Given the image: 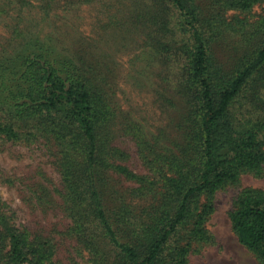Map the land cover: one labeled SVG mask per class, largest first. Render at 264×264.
I'll return each instance as SVG.
<instances>
[{
  "label": "trees",
  "instance_id": "16d2710c",
  "mask_svg": "<svg viewBox=\"0 0 264 264\" xmlns=\"http://www.w3.org/2000/svg\"><path fill=\"white\" fill-rule=\"evenodd\" d=\"M148 1L152 17L165 12L182 37L184 96L193 109L189 116L194 112L187 143L177 155L160 157L165 167L151 168L152 179L118 163L126 154L112 140L103 141L111 111L83 59L46 55L34 42L0 58V140L54 141L68 232L83 242L92 264H188L194 246L211 241L206 222L215 193L264 165V98L246 109L253 81L264 83V10L252 24L225 17L227 11L248 13L263 0H217L211 14L198 0ZM223 26L234 33L245 29V50L229 71L218 66L211 47ZM147 192L154 194L148 205L130 208L127 200ZM229 221L239 243L264 264V193L244 190ZM53 254V243L41 235L31 238L3 211L0 199V264H54Z\"/></svg>",
  "mask_w": 264,
  "mask_h": 264
},
{
  "label": "rangeland",
  "instance_id": "374dc122",
  "mask_svg": "<svg viewBox=\"0 0 264 264\" xmlns=\"http://www.w3.org/2000/svg\"><path fill=\"white\" fill-rule=\"evenodd\" d=\"M216 1L198 3L211 14L217 12ZM148 5V0H0V58L14 57L34 42L46 55L83 59L102 105L111 111L103 123V141L112 140L113 148L126 154L118 157V163L152 179L151 168L165 167L160 157L177 155L187 143V124L194 112L189 116L193 109L184 96L182 37L174 20L159 6L158 17L153 18L154 8ZM263 10L264 0L248 13L227 11L225 17L231 22L237 16L252 24ZM244 31L234 33L223 26L211 45L218 66L228 71L237 66V57L245 50ZM257 80L248 92L246 109L257 107L264 98V83ZM260 93L261 98L255 96ZM57 151L45 136L16 143L0 140L3 211L31 238L41 235L53 243L54 264H92L83 242L68 232L71 221L64 212ZM246 189L264 193V165L258 173H243L215 193L206 222L211 241L195 245L188 264H259L239 243L229 221L230 210ZM153 198L147 192L127 202L132 208L148 205Z\"/></svg>",
  "mask_w": 264,
  "mask_h": 264
}]
</instances>
